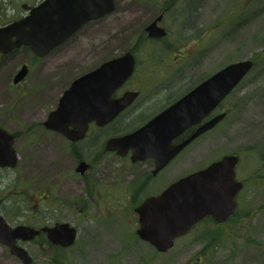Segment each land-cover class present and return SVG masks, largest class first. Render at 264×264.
<instances>
[{
    "label": "rangeland",
    "instance_id": "obj_1",
    "mask_svg": "<svg viewBox=\"0 0 264 264\" xmlns=\"http://www.w3.org/2000/svg\"><path fill=\"white\" fill-rule=\"evenodd\" d=\"M37 1L0 0V26L22 16L23 5ZM146 10L140 16L112 14L90 22L77 33L74 50L57 59L34 60L23 48L0 57V127L16 132L18 154L17 168L0 172L1 186L13 191L20 180L39 185L42 178L38 159L30 161L28 152V145L39 140L26 138L29 114L43 118L75 78L124 51L133 52L139 64L133 82L141 81L138 86L151 93L172 78L174 99L224 66L252 60L253 68L221 104L225 118L192 142L158 179L161 187L239 153L238 178L245 189L235 220L223 227L205 222L168 252L158 253L135 234L130 203L119 213L78 216L75 246L58 255L60 264H264V0H183L166 17V37L154 42L139 35L151 17ZM22 64L30 70L15 86ZM36 263L46 264L44 259Z\"/></svg>",
    "mask_w": 264,
    "mask_h": 264
},
{
    "label": "water",
    "instance_id": "obj_2",
    "mask_svg": "<svg viewBox=\"0 0 264 264\" xmlns=\"http://www.w3.org/2000/svg\"><path fill=\"white\" fill-rule=\"evenodd\" d=\"M114 0H43L23 18L0 27V54L6 55L21 46L35 55L44 56L76 33L85 23L111 13ZM158 17L146 28L149 38H161L163 28L157 26ZM135 60L130 52L108 60L96 69L74 79L50 113L46 126L64 134L70 140L82 138L87 124L110 122L136 96L127 92L118 100L111 95L134 70ZM252 60H243L224 66L189 90L172 105L154 117L135 133L113 139L111 144L133 143L145 155L156 158V170L184 146L214 128L226 112L204 119L236 88L253 68ZM27 74L23 65L13 79L18 84ZM203 122V123H202ZM197 129L181 143L171 141L188 128ZM72 126L74 130H68ZM14 136L0 128V167H13L17 155L12 147ZM237 157L226 155L207 167L188 174L168 186L160 195L145 200L137 209L139 228L137 236L156 251L165 253L174 245V239L186 234L206 216L217 223L232 215L234 197L241 184L234 180ZM55 243L70 245L74 230L67 225L50 231ZM38 231L18 226L10 229L0 217V242L10 246L11 252L24 263L31 264L27 253L14 246L16 239H31ZM61 238L63 242L61 241Z\"/></svg>",
    "mask_w": 264,
    "mask_h": 264
},
{
    "label": "flooded vegetation",
    "instance_id": "obj_3",
    "mask_svg": "<svg viewBox=\"0 0 264 264\" xmlns=\"http://www.w3.org/2000/svg\"><path fill=\"white\" fill-rule=\"evenodd\" d=\"M42 1L38 0L29 7L23 5V15L16 20L26 16L31 8ZM182 1L114 0V10L106 16L109 17L112 14H116V16H119V14L123 16L126 14L136 16L143 9H148L149 16L151 17L145 27L142 28L141 33L145 34L148 41L154 42L166 37L168 34V28L165 25L166 17L171 15L174 8ZM148 10L146 11L148 12ZM158 17H160V20L156 24L158 27L164 29L165 35L157 39L149 38L145 28ZM89 23L84 24L78 32ZM78 32L44 56L35 55L28 47L22 48L31 53L34 60L43 59L48 56L51 59H57L65 52L74 50V44L78 40ZM13 52L6 55L0 54V57H6ZM126 52H130L135 59L134 70L132 75L113 92L111 99L118 100L127 92H136L137 96L110 122L104 125H99L94 120L88 122L83 137L76 140H70L61 132L48 128L46 122L50 113L57 108L63 92L71 83L60 93L54 107L43 118L41 116L38 117L37 113L29 114L27 118L29 121L26 122L24 129L30 137L27 136L26 138L30 143H34V139L39 138V140H36L38 145H28L29 156L33 158L30 161L38 159V164L41 167L40 171H43L41 172L42 178L39 185L31 184L30 181L20 180L18 189L15 187L13 191L11 190L12 187H8L10 185L2 187V182L0 181V217L10 229L18 226H27L38 231L39 234L31 239H16L14 241V246L21 248L27 253L31 264H37L38 259H44L46 264H60L58 254L68 251L75 246L78 237L77 217L84 216L89 212H100L101 214H104V212L119 213L124 209L126 210L128 204L132 203V210L136 217L138 230L140 225L136 209L145 200L160 195L172 183L186 176L175 177L170 181L168 180L164 186L158 187L160 176L166 175L170 165L176 158L203 134L184 146L159 170H156V158L147 154L145 155V151L142 152L139 145L129 142L111 144L113 139L135 133L184 95L178 99H174L172 78L165 79L157 84L151 93H145L138 86L141 81L137 80L133 82V76L139 66L136 56L130 50L123 53ZM23 65L26 66L27 72H29V66L26 64H22L21 66ZM14 85L18 86L19 83ZM161 95L163 99L158 98ZM220 112H222L221 104L203 122ZM197 127L198 125L192 126L183 134L174 138L171 141L172 146L188 138ZM0 128L14 136L12 147L17 155L15 166L0 167V172L12 171L18 166V154L14 145L16 132L9 131L3 127ZM68 130L74 129L72 126H69ZM232 155L237 157V163L234 167V180L241 184V188L234 197L235 207L232 215L222 223H217L211 216H206L186 234L175 238L174 243L176 240L187 236L205 222H213L218 227H223L235 220L240 204L239 199L245 189V182L238 178L240 155L239 153H233ZM15 197L18 201L14 200ZM61 225H67L74 230L75 238L72 244L63 245V243L54 242L53 233L51 235L50 231ZM139 240L142 241L140 238ZM61 241L63 242L62 238ZM142 242L152 247L149 243ZM9 262L26 264L11 252L10 246L0 242V264H8Z\"/></svg>",
    "mask_w": 264,
    "mask_h": 264
},
{
    "label": "trees",
    "instance_id": "obj_4",
    "mask_svg": "<svg viewBox=\"0 0 264 264\" xmlns=\"http://www.w3.org/2000/svg\"><path fill=\"white\" fill-rule=\"evenodd\" d=\"M139 31H140L139 35L142 37L143 36V33H141L142 32V28Z\"/></svg>",
    "mask_w": 264,
    "mask_h": 264
}]
</instances>
